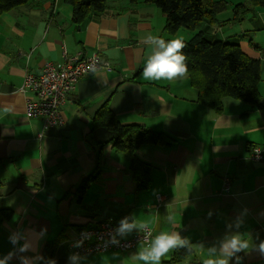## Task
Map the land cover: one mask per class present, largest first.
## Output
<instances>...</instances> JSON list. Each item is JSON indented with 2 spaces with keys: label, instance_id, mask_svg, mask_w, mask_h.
<instances>
[{
  "label": "crops",
  "instance_id": "crops-1",
  "mask_svg": "<svg viewBox=\"0 0 264 264\" xmlns=\"http://www.w3.org/2000/svg\"><path fill=\"white\" fill-rule=\"evenodd\" d=\"M222 13L220 22L231 18ZM72 17L73 7L65 0H32L0 15V258L14 250L9 240L14 232L43 229L38 253L42 256L46 242L61 238L69 256L77 253L69 243L80 230L108 220L118 224L125 216L150 227L152 239L161 231H179L186 237L194 251L180 264H203L229 224L253 246L264 240V160L250 157L254 145H264V31L255 41L247 39L245 27L237 30L243 23L208 27L213 36L239 41L262 64V107L226 97L223 111L217 113L198 102L188 75L171 81L143 78L150 51L144 38L152 34L177 39L181 29L167 33L166 14L155 4L109 0L104 12L81 25ZM253 19L264 29V8H258ZM78 53L99 54L111 64L110 70L99 69L107 84H98L91 73L83 76L61 106V125L45 127L42 117H28L26 103L35 96L19 91L25 75L40 74L48 62L58 64L65 54ZM104 107L123 124L144 125L174 139L135 151L153 166L147 189L137 190L132 155L113 145L114 132L95 127L94 119ZM95 170V180L80 198L79 185ZM225 177L230 178L229 190ZM170 213L175 226L166 219ZM237 218L244 221L239 229ZM149 243L130 251L80 255V264H143L134 255ZM20 255L33 257L37 252ZM238 255L239 264H264V254L254 247ZM8 264L20 261L14 256ZM230 264H236L235 257Z\"/></svg>",
  "mask_w": 264,
  "mask_h": 264
},
{
  "label": "trees",
  "instance_id": "trees-1",
  "mask_svg": "<svg viewBox=\"0 0 264 264\" xmlns=\"http://www.w3.org/2000/svg\"><path fill=\"white\" fill-rule=\"evenodd\" d=\"M31 1L0 0V15ZM108 1L65 0L73 7L72 20L78 25L91 15L104 12ZM138 1L140 0H130L131 3ZM144 1L155 4L166 14L164 30L167 33L175 34L182 27L196 31L190 39L182 41L186 45L183 53L186 56L187 75L191 85L197 89L198 102L217 113L223 111L226 97L240 99L253 107H262L263 99L258 88L262 80L261 60L248 55L239 41L220 39L207 30L211 25L218 23L221 25L244 23L249 15L254 18L258 8H264V0H246L236 4H231L229 0ZM231 6L234 11L233 16L227 21L220 22L219 13L230 9ZM205 26L207 29L203 28ZM94 125L114 132V137L110 140L113 145L132 155L130 168L136 180L137 190L147 189L151 183L153 166L139 159L135 151L144 144H170L174 139L165 132L144 125L123 124L108 107L102 108L97 113ZM97 174L98 170H95L81 182L77 189L80 198L91 186ZM69 251V247L61 244V238H58L46 242L42 256L45 258L44 261H51L52 264H68ZM193 251L192 246L191 250L174 249L172 256L161 264H180L191 256Z\"/></svg>",
  "mask_w": 264,
  "mask_h": 264
},
{
  "label": "clouds",
  "instance_id": "clouds-1",
  "mask_svg": "<svg viewBox=\"0 0 264 264\" xmlns=\"http://www.w3.org/2000/svg\"><path fill=\"white\" fill-rule=\"evenodd\" d=\"M149 46V55L145 66L142 70V76L145 80H176L182 79L187 75L186 56L183 53L185 44L182 39L166 40L158 35H147L142 41ZM88 72L97 79V83L101 86L107 84V80L99 75V69L95 63L88 65ZM211 216V213H209ZM169 224L175 226V216L173 213L166 217ZM242 218H237L234 222L235 228L239 229L243 224ZM233 224L228 225V230L218 243L208 249L209 257L203 261V264H230V260L235 257L236 264H239L241 257L240 252H247L250 248H255L259 253L264 254V240L256 246H253L251 239L237 231H232ZM145 228V224L139 222L135 216H125L120 219L118 226L111 235V242L119 244L120 238H125L134 231L140 232ZM44 235L42 229L39 233L34 230L28 232H14L10 235V243L14 246V250L0 258V264H8L15 256L19 259L20 264H38V261L44 260L38 249V240ZM23 241V243H21ZM79 246V245H77ZM178 248H186L191 250L190 241L181 235L179 231H161L155 235L151 242L137 251L134 255L136 261H142L143 264H161L162 258L171 250ZM28 251H36L37 255L28 257L20 255ZM82 257L79 253H71L68 256V264H80ZM47 264H52L51 261Z\"/></svg>",
  "mask_w": 264,
  "mask_h": 264
},
{
  "label": "built area",
  "instance_id": "built-area-1",
  "mask_svg": "<svg viewBox=\"0 0 264 264\" xmlns=\"http://www.w3.org/2000/svg\"><path fill=\"white\" fill-rule=\"evenodd\" d=\"M95 63L98 69H111V64L104 61L99 54L83 56L64 55V60L58 64L48 62L40 74L27 73L20 92H30L35 99L29 98L26 103L28 117H42L45 127H54L64 122L61 106L73 91L78 81L88 74V65ZM250 157L253 160H264V145H254ZM230 178H224V187L229 190ZM160 201L162 196H159ZM118 226L114 221H103L98 225L83 228L77 237L70 241L69 246L80 255L107 252L110 250L130 251L141 242L149 243L152 240V229L145 227L129 237L120 238L119 244L111 242V235ZM79 245V246H77Z\"/></svg>",
  "mask_w": 264,
  "mask_h": 264
},
{
  "label": "rangeland",
  "instance_id": "rangeland-1",
  "mask_svg": "<svg viewBox=\"0 0 264 264\" xmlns=\"http://www.w3.org/2000/svg\"><path fill=\"white\" fill-rule=\"evenodd\" d=\"M229 1H230L231 4H236V3H239V2H244L246 0H229ZM233 14H234V11H233V8L231 6L230 9L224 11V14L221 15V16L224 17V18H227V17H232ZM241 27H245L246 32L248 34L247 39L252 38L255 41H259V38H260L259 36L261 35V32L264 31L263 28L260 27L261 30L258 28V26L256 25V20L253 19L252 15H249V17L247 16V18L244 21V23L237 27V30H240ZM195 33H196L195 30H191V29H187V28L182 27L180 29V31L177 33V35H175V36H176V38H180L182 40H188ZM231 41H234V40H231Z\"/></svg>",
  "mask_w": 264,
  "mask_h": 264
}]
</instances>
